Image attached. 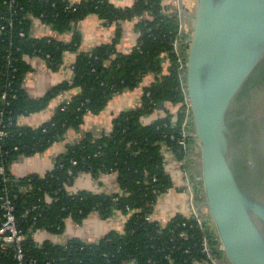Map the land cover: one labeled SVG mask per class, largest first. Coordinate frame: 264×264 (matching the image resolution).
Segmentation results:
<instances>
[{"label": "trees", "instance_id": "obj_1", "mask_svg": "<svg viewBox=\"0 0 264 264\" xmlns=\"http://www.w3.org/2000/svg\"><path fill=\"white\" fill-rule=\"evenodd\" d=\"M11 1L0 0V129L7 132L0 141V167L4 168L0 173V197L8 194L15 207L17 225L24 235L20 243L24 261H18L15 245H11L6 251L0 249V264H211L202 250L205 235H209L214 254L221 260L220 240L213 232L192 228L196 225L194 218L178 215L166 227L150 219L159 197L174 187L164 150L168 149L183 165L189 153L197 154L196 161L198 158L195 148L180 144L188 106L181 79L186 72V56L181 64L174 46L180 40L178 15L167 11L161 0H137L124 9H117L108 0H81L77 5L66 0H13L14 5ZM146 13L151 19L137 24L141 36L131 54L118 52L114 45L80 52L81 40L76 33L69 44L57 38L37 39L30 33L29 17L64 34L89 15L118 22L141 18ZM66 51L77 53L72 83L58 85L42 99L27 98L22 89L30 70L25 57L47 58L49 67L58 70ZM148 74H153L155 81L145 88L143 104L122 112L110 134L67 144L45 176L14 175L15 162L65 140L72 130H79L85 114L101 113L114 96L137 87ZM75 87L80 92L58 106L49 122L36 129L18 125L20 115L46 108ZM160 102L166 105L164 116L143 123V117L155 113ZM174 117L176 126L172 123ZM81 173L94 177L115 173L121 191L69 195L66 186ZM94 212L102 219L115 212L130 217L121 233H110L98 243L72 239L66 245L51 241L40 245L33 237L41 230L62 234L66 220L72 218L81 224ZM2 216L0 209V223ZM183 222L187 226L179 227ZM183 231L186 237L180 236Z\"/></svg>", "mask_w": 264, "mask_h": 264}, {"label": "water", "instance_id": "obj_2", "mask_svg": "<svg viewBox=\"0 0 264 264\" xmlns=\"http://www.w3.org/2000/svg\"><path fill=\"white\" fill-rule=\"evenodd\" d=\"M191 18L182 81L195 176L230 264H264V0H197Z\"/></svg>", "mask_w": 264, "mask_h": 264}, {"label": "crops", "instance_id": "obj_3", "mask_svg": "<svg viewBox=\"0 0 264 264\" xmlns=\"http://www.w3.org/2000/svg\"><path fill=\"white\" fill-rule=\"evenodd\" d=\"M71 5H77L81 0H66ZM117 9L133 6L137 0H108ZM162 5L170 13L178 15L180 28L184 35L189 33L192 15L195 12L197 0H161ZM151 18V17H150ZM31 22V36L37 39L57 38L64 44L72 42L75 33L80 36V52H91L97 47L114 45L116 50L123 54H131L139 45L141 36L137 28L139 18L132 20H121L118 22H107L97 15H89L76 24L72 31L59 34L52 25L46 24L40 19L29 17ZM77 53L66 51L63 54V64L58 70L49 67L48 62L40 56L26 59L30 70L26 73L22 82V89L30 100H38L45 97L49 91L58 85L67 82L72 83L74 79V64ZM155 81L153 74L146 75L141 83L134 88H127L113 97L104 110L99 113L89 112L85 114L83 122L78 131H71L65 140L53 144L44 152L36 153L31 157H23L15 162L12 171L16 177L29 175L45 176L52 171L57 157L63 153L67 144L78 143L86 137L92 139L101 138L111 133L114 120L122 113L139 108L143 103L145 88ZM80 92L79 88H72L61 96L53 99L46 108L20 115L18 125L21 127L36 129L49 122L55 110L66 100L72 99ZM168 106V105H167ZM165 104H159L157 111L143 117V123L150 124L164 116ZM196 155L191 154L184 165L176 157L168 152L166 154V169L171 175L174 187L161 195L157 201L150 219L166 227L176 216L192 217L198 215L201 218H209L205 203V192L200 178H196L197 168ZM187 164V167L185 166ZM191 186L192 193L188 192ZM69 195L80 192L92 194L111 195L121 191L118 176L115 173H102L98 177L90 173L79 174L73 182L66 186ZM130 215H122L115 212L108 219H102L97 213H92L81 224H77L69 218L62 234H51L46 231H37L35 240L38 244L51 241L58 245H66L72 239H79L86 243H98L108 234L121 233ZM225 258V260H223ZM220 264H230L225 255L222 256Z\"/></svg>", "mask_w": 264, "mask_h": 264}, {"label": "built area", "instance_id": "obj_4", "mask_svg": "<svg viewBox=\"0 0 264 264\" xmlns=\"http://www.w3.org/2000/svg\"><path fill=\"white\" fill-rule=\"evenodd\" d=\"M11 5H14V1H11ZM140 21H144L146 19H151L150 15H148L147 13L139 18ZM181 28L179 29V37L180 40L175 41L174 42V46H175V52L179 55L180 59L179 62L181 64L184 63V57L186 55H183L185 52L184 50L187 48L188 45V41L186 35H184L183 32H180ZM2 34V29H0V35ZM188 34V33H187ZM22 36H24V34H22ZM27 59V57H25ZM44 60L47 62V58ZM11 63V61H9V64ZM182 79V78H181ZM182 86H183V81H182ZM64 94V93H62ZM60 94V96L62 95ZM150 95V94H148ZM3 98H6V95H3ZM189 108H188V113H187V120L186 122H184L183 126H182V136L183 139L180 142V144L183 147H193L195 144H197V140L195 138V136L191 133L192 132V122L190 120V115H189ZM172 123L173 126L177 125V118L174 117L172 119ZM189 124L190 127L187 126V124ZM7 135V132L4 130V128L0 129V141L2 138H4ZM189 143H188V142ZM170 152L168 149L164 150V155H165V163H166V154ZM189 155L191 156V153H189ZM190 156L188 158H190ZM187 158V159H188ZM187 159L185 161H187ZM0 173L3 174L4 173V168L0 167ZM69 174L71 175L72 173L69 172ZM188 192L191 194L192 193V188L191 186H188ZM0 209L3 211V216L1 218V223H0V249L2 251H6L8 250L11 245H15L14 250H15V256L18 259V261L20 263H23L24 261V255H23V250L20 246V243L24 240V235L22 233V231L19 230L18 225H17V220H16V216L14 214L15 212V207L13 205V202L10 198V196L8 194H5L4 196L0 197ZM194 219L196 221V225L192 226V228L197 227L199 228L202 232H213L217 239L218 235L215 229V225L214 222L212 220L211 217L209 218H201L198 215H194ZM187 223L183 222V224H180L179 227H186ZM187 233L185 231L180 233L181 237H186ZM33 237L35 238V233L33 235ZM202 250L203 253L205 254L207 260L209 263L211 264H220V259H218L216 257V255L214 254V249L211 246L210 242H209V235H205L203 237L202 240ZM218 251L222 253V256L224 255V249L222 247V244L220 243V245L218 246ZM128 264H133V263H128Z\"/></svg>", "mask_w": 264, "mask_h": 264}, {"label": "flooded vegetation", "instance_id": "obj_5", "mask_svg": "<svg viewBox=\"0 0 264 264\" xmlns=\"http://www.w3.org/2000/svg\"><path fill=\"white\" fill-rule=\"evenodd\" d=\"M259 74V78L257 79V81H254V86L257 88H259L260 90H258V92L264 94V60L261 63V71ZM247 96L246 94H244V97ZM252 97L248 96L247 99L251 100Z\"/></svg>", "mask_w": 264, "mask_h": 264}, {"label": "rangeland", "instance_id": "obj_6", "mask_svg": "<svg viewBox=\"0 0 264 264\" xmlns=\"http://www.w3.org/2000/svg\"><path fill=\"white\" fill-rule=\"evenodd\" d=\"M187 40H189V38H187ZM184 51H185V55H187L188 49L186 48ZM223 260H225V258H223Z\"/></svg>", "mask_w": 264, "mask_h": 264}]
</instances>
